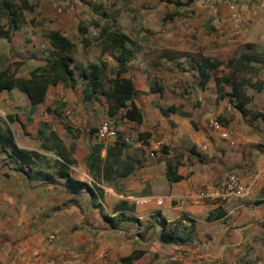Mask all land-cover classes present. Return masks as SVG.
Listing matches in <instances>:
<instances>
[{
    "label": "crops",
    "instance_id": "1",
    "mask_svg": "<svg viewBox=\"0 0 264 264\" xmlns=\"http://www.w3.org/2000/svg\"><path fill=\"white\" fill-rule=\"evenodd\" d=\"M150 1L152 7L158 2L169 5L158 16L166 23V35L171 36V44L166 47L182 53L160 57L167 67L165 82L159 83L157 69L143 68L145 77L153 72L157 84L136 81L128 70L124 73L137 90L133 101L142 112L140 123L120 113L109 116L104 93L85 98V81L78 70L73 84L49 85L44 99L34 105L17 88L0 92V126L13 131L16 144L27 150L54 151L58 160L61 153L71 160L69 174L87 182L94 192L92 195L87 189L68 191L57 166L45 171L35 169L36 165L32 169L24 166L31 175L28 178L0 148V178L10 176L19 182L10 185V191L0 182V208L10 206V224L23 226L19 234L8 231L10 264H122V258L134 250L142 253L129 264H264V119L242 113L230 101L231 84L216 83V77H226L232 72L226 65L229 60H237L247 50L261 52L259 60L248 61L252 68L241 74L246 82L238 85L237 91L248 98L246 109L264 114V0H235L232 6L229 0H200L203 4L197 0L188 4L186 0H178V6L168 0ZM92 6L91 13L96 15ZM172 7L176 10L168 11ZM169 13L171 18L167 17ZM40 16L48 20L50 13L45 9ZM71 18H59L53 29L70 38L69 31L78 32V20L73 23ZM180 22L184 25H179ZM101 25L99 30L104 26ZM22 27L29 28L27 32L32 35L41 25ZM205 33L211 36L200 39L204 46L202 55L220 59L223 64L209 70L210 78L202 87L196 66L198 54L187 55L183 50L197 45L199 39L195 36ZM35 38L24 46L28 53L18 51L30 65L26 73L43 63L42 55L35 53L39 48ZM2 42L10 46V39L0 37ZM219 54L228 57H216ZM114 56L116 60V51ZM134 57L135 52L128 61V69ZM3 60L0 52V70L10 66V57ZM135 62L146 65L143 59ZM181 80L190 83L186 90L180 86ZM255 83L263 88L255 89ZM152 85L160 86L159 90L152 89ZM58 102L62 105L61 114L55 112ZM169 105L187 115L168 111ZM104 121L114 124L121 136L98 138L94 126ZM65 125L71 130H66ZM50 131L55 133L54 137ZM104 141L108 146L100 151L101 157L105 158L107 149L119 141L121 153L111 165L117 167V161L132 159L135 162L132 172L118 176L116 170L110 175L101 171L96 176L90 171L89 152ZM81 150L86 152L85 156L80 154ZM168 163L176 165L179 180L168 179ZM5 167H10V172L1 170ZM230 174L250 186L247 195H218V188ZM46 175L50 179L41 178ZM25 182L31 186L25 188ZM35 187L43 188L47 195L33 196L31 202L21 197L20 193L27 191L36 195ZM200 190L212 195L193 201L186 197ZM31 208H38V212L30 213ZM217 209L225 214L208 219V214ZM104 215L112 217L113 225ZM188 218L194 220L190 238L177 243L160 240V221L165 220L167 227L177 226L181 233H186L190 227Z\"/></svg>",
    "mask_w": 264,
    "mask_h": 264
},
{
    "label": "trees",
    "instance_id": "2",
    "mask_svg": "<svg viewBox=\"0 0 264 264\" xmlns=\"http://www.w3.org/2000/svg\"><path fill=\"white\" fill-rule=\"evenodd\" d=\"M169 2H174L177 6L180 4L178 0H168ZM187 4L193 2V0H186ZM33 5L29 0H20V5H16L11 0H2L0 2V19H5V24L0 23V37L10 39L11 35L17 31L21 24V17L23 15V10H32ZM168 18L172 17V14L167 15ZM94 24H98L94 21ZM79 31L81 33L86 32L87 29L84 26H79ZM98 38L101 41V51L114 50L117 52L116 57V67L114 71V76L108 81V86L105 87L101 81V74L105 68V61H101L100 64L96 62H89L86 66L77 63L74 64V58L72 55L75 43L58 29H50L46 33V39L52 49V56L46 59L43 65H37L33 67L27 76H17L13 71H11L10 66H7L0 70V92L3 90H9L12 88H17L25 92L32 105L42 101L45 97V92L49 85H53L59 82L65 84H73L75 79V71L78 70V75L85 81L84 96L85 98H91L95 93L101 92L106 95L108 105L107 114L109 116L116 115L120 113L123 117L130 121L140 123L142 121V112L137 107L133 101V97L136 95L137 90L135 89L132 79L125 76L124 73L128 70V61L133 56V47L130 45L131 40L129 36L119 29H113L108 24H104L101 27ZM247 49H250L249 47ZM261 52L258 51H244L240 54L237 60H229L226 65L232 68V72L226 77H216V83L220 86L221 83L227 82L231 84L232 97L230 101L234 106L239 109L244 114H251L253 116H262L264 119V114L262 112H251L244 107L245 102L248 100L240 91H237L238 83L237 77L239 74H243V71L251 69L252 66L248 65V61L259 60ZM223 64L220 59L204 56L198 54L196 57V66L199 75V84L204 86L209 78V70H212ZM246 79H242V81ZM255 89L261 90L263 88L262 84H253ZM152 89L159 90L160 86L152 85ZM168 111L178 112L181 115H187V112L175 107L174 105H169ZM66 130L70 131V127L65 125ZM96 130V128H94ZM51 136H55L53 131H50ZM140 137L143 133L139 134ZM122 143L116 141L112 147L107 149V155L105 158L101 157L100 150L101 145L95 144L88 155V167L90 171L99 175L102 171L103 174L109 173V170L113 168L111 165L110 158L118 160L121 150ZM0 148L5 152L9 160L17 165L18 169L22 171L26 177L31 178L28 171H25L24 166L29 169L36 164V160L41 156L36 150H27L20 148L14 139L13 131L9 127L0 126ZM62 160L56 161V166L59 171V175L64 178V184L68 191L72 193L79 192L82 189H87L93 195V189L85 181L76 179L69 174V164L70 159L65 158L61 153L58 154ZM134 161L129 159H123L120 162L117 161L121 167V171L116 170L118 176L128 175L135 168ZM176 165H167V177L170 181H176L181 178L179 174L176 173ZM38 173L35 172V176ZM42 179H50L48 175L41 176ZM225 214L221 209L212 211L208 214V219L219 218ZM106 220L113 225L112 217L104 215ZM185 218V217H184ZM190 227L187 232L181 233L179 227L170 226L167 227L166 221L162 220L159 225L162 228L160 234V240L163 243H177L186 241L190 238L192 229L191 226L194 222L193 219H189ZM177 223H179L177 221ZM142 253L141 250L132 251L131 254L122 258V264H129L130 260L135 256Z\"/></svg>",
    "mask_w": 264,
    "mask_h": 264
},
{
    "label": "rangeland",
    "instance_id": "3",
    "mask_svg": "<svg viewBox=\"0 0 264 264\" xmlns=\"http://www.w3.org/2000/svg\"><path fill=\"white\" fill-rule=\"evenodd\" d=\"M2 0H0L1 2ZM10 1V0H9ZM13 3H15L17 6L20 5V0H11ZM200 2V0H197ZM30 3H32L33 8L32 10H23V15L21 17V24L20 26H24V24H31L33 27H37L41 25L40 28H37V32L32 33V35H29L27 30L24 27L25 30H23V27L21 30L14 35H11L10 38V46L7 42L0 43V52H1V58L2 61L5 57H10V69L18 76H27L30 65L26 63V57L22 54H20L18 51H23L25 53H28L27 50L24 48L26 44L29 43V41L33 40V37L35 36V40L37 39L39 42V48L35 52L37 54L42 55L43 63L40 65H43L46 61V59L50 58L52 56V49L50 45L46 42V33L48 30L55 28L54 26H57L58 24L54 23L59 20V18L66 19V17H72L71 20L74 23V20H78L77 29L78 32L76 33L74 30H71L68 32V35L70 38H72L73 42L75 43V47L73 49L72 55L74 58V64L73 66H76L77 63H80L84 66H86L89 62H96L99 63L102 60L106 61L105 68L102 71L101 74V81L103 82L104 86L107 87L108 81L111 77L114 76L115 71V56L114 51L109 50L108 52H102L101 51V41L98 38L99 33V25L108 24L113 29H119L123 30L130 38L131 43L130 45L133 47V51L135 52V57L132 60L130 66H129V74L134 77L136 81L143 80L146 84L154 82L159 83L161 81L165 82L164 79L165 72L167 67H165V64L161 63V56L166 55L167 53H174L175 55H180L182 51H178L176 49H172L171 47H166V45H170L171 43V36H167L164 29L166 28L165 21H162L160 16V13H163L165 11V7H168L169 5H166L165 3L158 2L155 6H151L150 0H29ZM203 4V1L200 2ZM92 5H94L96 9V15L94 13H91ZM193 7H196L195 5ZM193 7H191L193 9ZM198 7V6H197ZM48 10L50 13L48 20L44 18V16H40V13H43L44 10ZM94 9V10H95ZM168 9V8H167ZM90 13H89V11ZM172 7L171 10L168 9V11H175ZM88 12V13H87ZM87 14V15H86ZM157 16V17H156ZM76 17V18H75ZM46 20V21H45ZM53 21V23H51ZM94 21H97L99 24L95 25ZM1 24H5V19H0ZM44 23H46L44 25ZM101 23V24H100ZM102 24V25H103ZM179 25H184L183 22L178 23ZM44 25V26H42ZM101 25V26H102ZM78 26H84L86 27L87 31L81 33L79 31ZM176 26V24L174 25ZM180 27V26H177ZM206 35V36H205ZM33 36V37H31ZM211 35L209 33H205L202 35L195 36L196 39L199 41L197 45L191 44L189 46L190 50L185 49L183 52L187 55H197L202 54L204 52V46L200 44V39L206 40V37H210ZM11 49V53H10ZM240 50V48L236 49V53ZM17 51V52H16ZM235 50H232L233 52ZM30 53V52H29ZM230 53V52H229ZM228 53V54H229ZM20 54V55H19ZM168 55V54H167ZM228 57V55H222L219 54L216 57ZM234 56V55H233ZM137 59H143L146 61V65H140L137 62ZM141 67V68H140ZM147 71L152 69H157L159 72L156 74L159 76V80H155V77L152 76L153 72H148L147 77H145V70ZM77 70V69H76ZM155 75V76H156ZM262 75V73L260 74ZM242 77V78H241ZM166 78V77H165ZM244 77L239 74L238 75V83L242 85L246 81H242ZM179 84V82H176ZM180 86L182 89L186 90L187 87L190 86V83L188 81L181 80ZM62 106V105H61ZM59 102L56 103V109L55 112L61 114L62 112L60 110L61 108ZM64 110H66L64 108ZM71 114V112L69 113ZM68 115V113L64 114ZM57 116V115H56ZM59 118V117H56ZM57 120V119H56ZM64 120V119H63ZM97 126H94V128ZM121 133V132H119ZM74 135V133L72 132ZM77 134V133H75ZM121 135L117 134L116 138H119ZM135 138V135H134ZM109 140V139H108ZM54 142V139L52 141H49V145ZM107 141L99 142L101 145V150L105 149L108 145H106ZM73 145V144H72ZM72 145H69L71 147ZM74 147V145H73ZM74 150V149H73ZM44 152H38L41 156L36 160V166L35 169H41V170H53L56 168V161L58 157L55 155L54 151H45ZM80 151V154L85 156V151ZM106 152V151H105ZM62 160V159H61ZM114 158H110V161H113ZM71 166V163L69 164ZM112 171L109 170V173L104 175H110L112 172L117 170L118 166L116 167L115 164L113 165ZM2 171L10 172V167L1 169ZM45 171V170H44ZM119 171V168L117 172ZM10 174V173H9ZM0 182H2L4 188L9 189L10 191V185H16L19 182L11 179L9 177H1ZM25 188L30 187V182L23 185ZM36 195H33L32 192L28 193H20L21 197L24 199H27L30 202L32 201L33 196H36L39 198V195L46 196L47 192L46 190H43L41 187H35ZM8 191V195L10 196V192ZM5 194V191L2 192ZM29 208V207H28ZM32 212H38V208H31L30 213ZM17 215H21L20 212L16 210L15 212ZM33 214H31L32 217ZM17 217V216H15ZM0 264H10L7 262L8 258L7 256H10V245L9 248L7 247L6 241H9L10 244V233L8 231L14 232L15 234H19L20 231H23V226L20 223L17 224H10V206L4 208H0ZM5 221V222H3ZM3 251V252H2Z\"/></svg>",
    "mask_w": 264,
    "mask_h": 264
},
{
    "label": "built area",
    "instance_id": "4",
    "mask_svg": "<svg viewBox=\"0 0 264 264\" xmlns=\"http://www.w3.org/2000/svg\"><path fill=\"white\" fill-rule=\"evenodd\" d=\"M235 4V0H229V5L232 6ZM214 124L217 125V121H214ZM96 135L100 139L106 138H116L117 137V128L114 124L109 121H104L97 125ZM250 192V186L244 183H241L238 177L235 174H230L226 182L218 188L217 193L219 196L227 197L229 195L235 196H244ZM212 195L205 190L194 191L186 195L190 200H197L206 196Z\"/></svg>",
    "mask_w": 264,
    "mask_h": 264
}]
</instances>
